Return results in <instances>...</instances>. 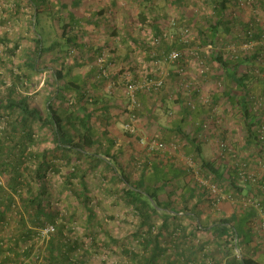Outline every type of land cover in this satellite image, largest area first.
<instances>
[{
    "label": "trees",
    "instance_id": "obj_1",
    "mask_svg": "<svg viewBox=\"0 0 264 264\" xmlns=\"http://www.w3.org/2000/svg\"><path fill=\"white\" fill-rule=\"evenodd\" d=\"M2 1L0 0V7ZM220 1L221 3L214 0V10L218 15H222L226 9V0ZM12 2L13 8L4 11L6 17L11 20L12 16H22L26 5L33 20V45L26 51V66L31 71L36 73L38 64L47 63V55L60 49L59 41L47 46L44 35L38 30L43 14H47V18L56 23L59 37L65 39L67 46L75 43L76 36L72 37L70 25L63 24L54 8L55 5L51 2L50 7L49 0ZM10 20L0 18V24L6 25ZM143 24H147L146 20ZM196 26L199 24L196 23ZM202 26L199 32L203 41L214 40L221 32L226 33L229 30L227 23L222 19L216 25L209 20ZM150 27L156 34H160L163 28L158 29L159 26L152 21ZM174 33L176 40L172 48L182 49L184 45L179 40L177 31L174 30ZM0 42L5 48L4 55L8 57L7 60L0 57V264H86L89 248L100 250L102 246L109 247L106 242L104 245L100 244L101 247L97 243L95 226L98 225L102 229L104 227L102 223L94 220L95 214L89 203L88 176H98L99 173L103 176L106 173L119 183V186L115 187V193L138 215L139 225L134 233L138 238L131 236L136 239V245L134 248L128 245L122 248V253L130 260V264H209L208 260H211V264H219L214 255L215 248L212 251L208 246L211 243L215 244V247L223 245V255L230 258L232 264H256L250 258L237 259L232 255L235 250L234 240L237 238L239 246V243L246 241L247 234L250 236V233L239 232L237 226L228 221L219 222L220 231L218 235L209 238L210 244L207 245L205 241L195 244L194 233H188L186 225L180 223V219L186 217L187 210L165 206L160 198L161 192L170 184L171 171L164 173L155 168L152 173L146 168L142 171L141 185L127 176L121 169L122 165L116 161L117 157L104 152L98 142L91 115L84 107L86 94L82 92V87L74 83L71 85L70 71L53 69L52 85L56 84L57 87L53 88L54 93L47 100L45 113L39 106L34 105L29 95L30 85L24 82L25 78L31 81L29 75L15 73L12 61L9 62L16 56L21 44L12 43L6 35L0 37ZM145 48L149 49L147 45ZM169 48L170 44L164 42L159 50ZM62 53L63 51L60 52ZM64 53L67 55L70 51ZM215 59L225 74L224 86L215 94V99L226 100L232 114L235 109L239 114L243 112L246 117L249 113L248 97L263 91L264 83L247 84L245 79L238 77L237 70L247 63L243 58L234 60L218 56ZM4 73L8 74L10 83L6 81ZM49 84L50 79L47 82V85ZM72 87L76 96H71L70 100L67 93L73 91ZM180 137L195 147L190 153L185 144L184 151L194 155L202 169L219 180L227 179V172L224 173L225 169L218 167L215 161L201 160V152L193 146L197 143L194 136H185L180 130ZM47 139L52 143L51 147L44 145ZM252 142L250 141V144ZM59 163L67 166L74 163L66 180L88 212L87 216L91 221L87 224V233L91 237L89 248L87 243L75 235L74 228L71 227L73 214H63L51 200L53 194L49 189V174L51 171L61 172V167L57 165ZM230 170L231 167L228 172ZM102 174L99 181L103 177ZM228 177L233 181L234 173L230 171ZM74 180H79V188ZM158 219H161L160 225L156 224ZM190 220L193 221L197 232L203 228L199 221H195V217ZM48 227H52L53 231L44 235L43 232ZM110 241L113 239L110 238Z\"/></svg>",
    "mask_w": 264,
    "mask_h": 264
},
{
    "label": "built area",
    "instance_id": "obj_2",
    "mask_svg": "<svg viewBox=\"0 0 264 264\" xmlns=\"http://www.w3.org/2000/svg\"><path fill=\"white\" fill-rule=\"evenodd\" d=\"M201 2L212 4L213 10L207 20H199L201 13L197 9L190 16L193 20L188 22L170 18L160 34L155 31L148 33L146 45L149 49H145L144 55L147 62L143 59L136 61L138 76L134 75L130 66L118 72L125 82L129 98V120L124 125V131L136 135L140 145L149 152L176 157L182 168L192 176L194 187L213 208L229 202L239 211L257 213V228L264 234V90L248 97L249 113L246 117L243 112L238 113L243 127L228 124L226 118L230 108L227 101L215 99V94L224 86L225 77L221 65L215 62L218 56L234 60L243 58L247 63L237 70L238 77L245 79L247 84L264 83V0H226L222 15L214 10L215 3L210 0ZM221 19L227 23L228 32H221L214 40L203 41L199 32L202 25L209 20L216 25ZM196 23H200L199 28ZM174 30L184 45L182 49L172 48L176 40ZM164 42L171 45L169 50H159ZM108 59L106 54L96 59L100 80L111 81L114 75ZM170 66L174 69L170 70ZM171 71L176 78L171 96L181 100L188 114H194L199 108L204 111L197 123L190 117L192 124L185 130L186 134L195 132L198 142L215 146L214 161L226 170L227 179L219 180L202 169L195 156L184 151L183 139L164 142L158 131L153 132L154 124L141 119L139 111L142 103L138 94L159 95L169 86ZM112 86L111 82L109 88ZM170 116L174 114L170 113ZM251 137L253 140H250ZM250 141H253L252 144ZM230 167L234 173L233 181L228 179ZM51 231L53 228L48 227L43 234ZM234 246V255L242 259L237 238ZM208 263L211 264V260Z\"/></svg>",
    "mask_w": 264,
    "mask_h": 264
},
{
    "label": "crops",
    "instance_id": "obj_3",
    "mask_svg": "<svg viewBox=\"0 0 264 264\" xmlns=\"http://www.w3.org/2000/svg\"><path fill=\"white\" fill-rule=\"evenodd\" d=\"M185 2L186 0H53L57 14L63 20V24L70 25V33L72 37L76 36V41L68 46L71 50L67 55L60 54L62 49H57L48 59L50 64L54 65L55 71L62 69L70 71L71 85L74 83L82 87V92L86 94L84 107L91 115L98 142L104 152L117 157L116 161L122 165L121 169L131 180L141 185L142 171L146 168L149 171L158 168L164 173L167 170V173L171 171L170 186L168 185L165 191L161 192L160 198L165 206L187 210L185 220L189 221L185 227L194 235L196 233L203 235L208 245L209 238L215 234L218 235L220 231L219 222L228 221L231 225H236L239 232L250 233V236L247 234L245 242L239 243L238 248L242 256L252 259L256 264H264V239H262L264 234L257 228V213L239 211L229 202L213 208L204 195L194 187L192 176L182 168L176 157L167 153H151L140 145L136 135L124 131V125L129 120L127 110L129 98L125 91V82L119 77L118 72L121 73L130 66L134 75L138 76L136 61H140L145 55V52L142 55L138 49H147L145 48L146 40L142 35L140 36L139 32L133 31L135 30L133 24L137 20V25L142 27L143 21L146 20L147 23L152 21L160 29L164 27V17H170L175 13L171 15L172 10H175L177 15L171 18L183 22L193 20L189 15L190 5ZM210 2L215 3L213 0ZM178 10L181 11L178 12ZM165 22L168 21L165 20ZM52 24L56 26V23ZM198 24L200 26V23ZM102 54L108 55L109 63L112 65L114 75L111 81L100 80L97 77L96 59ZM59 56L62 57L59 58ZM168 68L174 69L172 66ZM171 73L172 80L169 86L159 95L150 96L142 92L138 94L142 103V109L139 111L141 119L153 123V132L158 131L162 140L167 143L181 139L179 138L180 130H186L192 124L190 117L194 123H197L204 112L199 108L194 114H188L181 105V100L171 96V91L174 92L176 84L175 75L172 71ZM41 75L45 77L47 85L49 81L47 71L44 70ZM111 82L113 86L109 88ZM73 87L71 92L75 97L76 92ZM228 111V116L232 115V111L229 109ZM170 113L174 116L171 117ZM183 140L185 141V138ZM184 144L190 153L195 149L189 142L185 141ZM193 146L201 152L199 156L202 161H214L215 146L213 144L196 143ZM194 217L196 222L199 221L202 224L203 228L199 232L190 220ZM180 220L182 223L183 219ZM255 233L262 240L256 241ZM220 245H216L214 252L217 262L232 264L230 258L224 257L223 245ZM195 256L196 253L193 257Z\"/></svg>",
    "mask_w": 264,
    "mask_h": 264
},
{
    "label": "rangeland",
    "instance_id": "obj_4",
    "mask_svg": "<svg viewBox=\"0 0 264 264\" xmlns=\"http://www.w3.org/2000/svg\"><path fill=\"white\" fill-rule=\"evenodd\" d=\"M53 0H49V5L51 7V2ZM202 0H186V4L190 5L189 15L192 16L194 9H197L201 13V17L199 20L205 21L208 19V14L213 10V7L211 5H208L205 2H201ZM200 3L205 4L204 6H201ZM55 4V3H54ZM14 3L12 0H3L2 6L0 7V18H6L7 20H10L8 17H6V14L4 13L5 10L8 8H13ZM167 9L172 10L169 7H166ZM48 9V8H47ZM181 10H178V12ZM3 12V17H2ZM175 12L173 15L172 13ZM131 13V12H130ZM170 15V14H167ZM170 17H164V27L167 25V22L169 18L174 17L177 15L176 11L172 10ZM59 16V15H58ZM61 16V13H60ZM133 24V23H132ZM138 24V21L135 20V24H133V28L135 27V30L140 33V36L142 35L143 39L147 41L148 33L154 32L152 30V27H150V23H147L149 25H142L140 27ZM130 25V24H128ZM163 25V24H162ZM33 30V20L31 18V13L28 9H26V5H24V11L22 16L19 17H13L11 18L10 22L6 25L0 24V37H4L5 35L9 37V39L12 41V43L19 42L21 44L19 50L16 52V56L12 57L9 62L12 61L13 69L15 73H21L24 75V73H27L30 77L27 80L25 78V83L29 84V93L31 94L32 101L34 105L39 106L41 110L45 113L46 106H47V100L53 95L54 91L53 88L57 87L56 84L52 85V81L54 82L53 75V69L54 65L50 64L48 60L46 62H40L39 68L37 72L31 71L26 66V61L28 58V53L26 52L30 45H33L32 39L34 38ZM38 30L41 34L44 35L47 46L52 45L53 43L59 41L60 42V49H62L64 55L65 51L71 50L70 47H68L65 44V39H62L59 37L58 27L54 26L52 24V19L47 18V14H43L41 18V24L38 26ZM4 45L0 42V57H4L3 59L7 60L8 57L4 55ZM141 51V54L145 52V49L139 48ZM138 54V55H141ZM143 55V54H142ZM141 55V57H142ZM62 56H59V58ZM47 58H50V55H47ZM46 59V58H45ZM145 62L146 59L144 57L142 58ZM47 70V78L50 79V86L46 85L45 83V77L42 74L44 70ZM1 73V71H0ZM6 75V81L10 83V78L7 73H4ZM44 83V84H43ZM43 84V85H42ZM53 91V92H52ZM70 100H72L71 96L72 92L67 93ZM183 105V103H181ZM237 109V108H236ZM235 111V112H234ZM232 115H229L227 120L228 124H230L232 127L240 126L243 127V121L239 117V114L234 109ZM238 116V117H237ZM239 128V127H238ZM185 136L196 138V133L192 132V134H186V131L183 130ZM183 139L182 137H180ZM197 140V138H196ZM197 143L198 140L196 141ZM44 145L46 147H51L52 143L49 139H47L44 142ZM210 157V156H209ZM212 157V155H211ZM60 166V173H56L55 171H51L49 174V189L50 192L53 194L52 202H54L55 206L66 215H72L74 219L71 222V227L74 228L75 235L78 236L82 241L87 243V245L91 243V237L87 233V224L91 221H89L88 218V212L86 209L80 204L81 202L75 196V194L72 192L70 186L67 184L66 177L69 174V172L73 168V164L67 166L63 165V163L57 164ZM104 168V167H103ZM102 168L103 172L105 170ZM107 171V170H106ZM99 173L98 176L95 174L88 176V182H89V197H90V208L92 212L95 214L93 217L95 221L103 224V229L99 228V226H95V230L97 231L96 240L98 245L108 243L109 247L100 246L101 249L97 248H89L88 245V252L86 255V264H130V260L126 258L122 253L123 246H129L131 248H134L136 245V237L134 234L137 231L138 225H139V218L135 211H132L131 208H129L125 201L120 200L118 198V195L115 193V187L119 186V183L117 181H114L112 177H110L108 174L105 173L102 178L99 181V176H101ZM74 183L79 188V180H74ZM185 216H183L182 225H187L189 220H185ZM184 222V223H183ZM161 219H158L156 224L160 225ZM190 233V230H188ZM199 233L195 234V244H198V241H206L205 237L203 235H198ZM134 235L136 239L131 238V236ZM44 236V235H43ZM255 240L259 241L261 237L257 233H255ZM110 238L113 239V241H110ZM210 249L215 248V244L211 243L208 245Z\"/></svg>",
    "mask_w": 264,
    "mask_h": 264
}]
</instances>
